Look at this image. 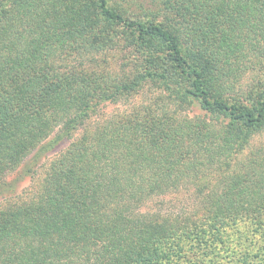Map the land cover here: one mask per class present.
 I'll return each mask as SVG.
<instances>
[{
	"label": "trees",
	"instance_id": "16d2710c",
	"mask_svg": "<svg viewBox=\"0 0 264 264\" xmlns=\"http://www.w3.org/2000/svg\"><path fill=\"white\" fill-rule=\"evenodd\" d=\"M160 1L163 21L145 23L107 0H0V185L82 130L0 208V264H264V168L202 182L194 212L140 211L206 162L231 169L264 128V0ZM120 52L134 58L101 64ZM245 74L258 84L238 94ZM176 75L188 86L164 89ZM155 80L203 113L136 106L89 127Z\"/></svg>",
	"mask_w": 264,
	"mask_h": 264
},
{
	"label": "rangeland",
	"instance_id": "374dc122",
	"mask_svg": "<svg viewBox=\"0 0 264 264\" xmlns=\"http://www.w3.org/2000/svg\"><path fill=\"white\" fill-rule=\"evenodd\" d=\"M109 7L121 11L124 16L130 20L141 21V22H155L160 23L165 17V12L162 8L160 0H107ZM115 30H123V25H112ZM127 44V41H122ZM117 58H116V56ZM115 56V57H113ZM133 56H125L123 53L112 54L109 53L107 56V62L101 64L103 66L116 65L115 61L121 62V60L127 61L133 59ZM255 61V58H253ZM139 62V61H138ZM163 88L168 91H173L174 89H182L187 87L189 81L185 77L176 75L173 79L168 78V80H160ZM258 84V79L254 74H245L239 85L236 88L238 94H242L248 91L249 88L254 87ZM157 80L155 82L146 81L144 82L143 88L136 92L134 95L120 99L117 102H111L106 104L100 113L93 117L89 121V127H97L103 120L111 115H116L117 113L130 111L132 108L141 107L144 111H149V108L162 110L167 108L168 110H175L180 108L181 112L178 115H188L189 117H194L203 113L199 106H188L184 103L178 104L177 102H171V98L168 97V92L160 88ZM164 101V102H163ZM169 103L171 105H166L164 103ZM180 105V106H179ZM80 132L74 134L73 138L70 140H63L60 142H54V136L46 142V147L38 151L35 150L30 156L16 169V171L11 172L5 177V184L0 185V208H5L11 203L16 201H23L29 199L35 190L36 180L44 176L45 170L50 164V162L62 152L71 141L76 140ZM209 159H211L209 157ZM253 160H257L254 163ZM206 161V159H205ZM231 164V169H225V162L217 163H207L202 165L201 171L198 173L203 175L204 179L202 181H197L195 183V178L192 177L185 182L178 184V188H174L172 191L165 192L164 194L150 199L143 200L140 206V211L144 212H164L181 214L183 212H194L196 210V205L198 204L196 197L197 186L203 184H211L213 182L218 183V176L223 173L224 176L231 174L234 169L238 172L242 171H252L256 169L264 168V128L255 133L249 140L246 147L239 152L236 156L229 159ZM256 164L258 166H256ZM193 173H195L193 171ZM186 177V176H185ZM201 247L196 243L192 247L191 253L194 251H200Z\"/></svg>",
	"mask_w": 264,
	"mask_h": 264
}]
</instances>
